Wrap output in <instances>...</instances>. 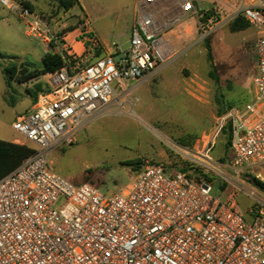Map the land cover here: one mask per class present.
Instances as JSON below:
<instances>
[{
    "label": "built area",
    "instance_id": "obj_1",
    "mask_svg": "<svg viewBox=\"0 0 264 264\" xmlns=\"http://www.w3.org/2000/svg\"><path fill=\"white\" fill-rule=\"evenodd\" d=\"M156 1H139L126 50L114 45V53L79 66L62 29L53 34L48 19L21 0H0L47 54L65 52L63 67L48 74L52 89L13 123L37 149L0 178V264H264V194L239 179L264 166V0H242L235 14L258 34L253 100L219 116L201 149L184 152L191 170L147 162L106 195L54 169L55 148L76 144L118 91L131 92L172 60ZM182 8L198 14L190 0ZM228 124L231 156L221 162L213 151ZM209 172L240 188L227 199L216 196ZM256 179L263 180L261 173ZM239 192L255 202L247 214L237 204Z\"/></svg>",
    "mask_w": 264,
    "mask_h": 264
},
{
    "label": "rangeland",
    "instance_id": "obj_2",
    "mask_svg": "<svg viewBox=\"0 0 264 264\" xmlns=\"http://www.w3.org/2000/svg\"><path fill=\"white\" fill-rule=\"evenodd\" d=\"M27 1L33 5L35 14L48 19L53 34L61 29L63 35L76 30L75 34L83 33L87 19L85 10L92 29L104 45L111 48L117 45L126 50L139 0H79V4L69 10L62 9L57 0ZM191 1L203 17L198 32H203L201 38L205 46L208 28L205 16H212V8L218 0ZM27 32V26L18 15L0 4V144L22 145L23 153L33 152L37 147L22 138L13 129V123L29 112L32 97L38 89H52L47 80L39 85L34 80L19 81L22 75L42 67L45 49L40 40L28 37ZM195 49H189L191 58L196 57ZM101 50L95 49L94 56H99ZM87 59L92 61L94 57L87 55ZM76 64L80 66L86 62L77 60ZM14 68L17 69L13 73ZM183 75L186 89L175 94L157 89V77L148 79L131 92L118 91L110 107L79 133L76 144L54 149L51 160L55 171L76 185L87 182L111 195L136 176L147 162L168 169L191 170L184 152L201 149L202 137L213 131L217 118L225 110L218 112L216 109L218 94L212 77L210 81L201 70L195 73L185 70ZM17 139L19 141L15 143ZM229 139L230 124L213 151L218 161L224 162L223 159L231 155L230 148L226 149ZM127 161L134 163L127 164ZM225 173L228 177L233 176L230 170ZM255 175L250 170L242 173L239 179L247 187H257L264 194V190L255 184ZM207 177L212 181L213 193L223 198L224 178L212 172L207 173ZM261 177L263 180L260 181L264 183V173ZM226 184L233 186L225 195L227 197L240 188L234 181ZM237 203L245 214L255 206L243 192H239Z\"/></svg>",
    "mask_w": 264,
    "mask_h": 264
},
{
    "label": "crops",
    "instance_id": "obj_3",
    "mask_svg": "<svg viewBox=\"0 0 264 264\" xmlns=\"http://www.w3.org/2000/svg\"><path fill=\"white\" fill-rule=\"evenodd\" d=\"M241 1L242 0H218L212 8V16L204 15L208 19L205 42H209H206L205 46L202 45L201 35L203 32H198L199 27H202L201 24L199 26V23L203 17L199 16V13L184 12L182 6L185 0L156 1L158 23L166 26L162 37L173 55L172 60L153 77H157V89H161L164 93L175 94L177 92H182L183 89H186L183 85V72L185 70H190L195 73L201 70L208 75L207 77L210 81H212V78L214 79L215 91L218 94L216 106L218 112L225 110L224 113H226V111L231 109H243L253 100V80L257 73L256 43L258 34L254 28L247 24L246 27L233 29L236 20L241 19V21L245 22L242 18L235 17ZM25 2H27L34 11L33 5L27 0H25ZM257 3L258 1L255 2V4ZM83 13L87 18L84 25L90 23L85 10H83ZM214 17L216 21L213 20ZM133 24L129 28V34ZM76 32L77 30L74 33L66 34L65 43L67 48H71L77 54V60H80L82 63L91 61L87 59V55L91 56V58L94 57V60H96V58L100 56L114 53L115 50L113 48L101 42L99 36L92 29L91 24L89 28L83 27V33L75 34ZM85 35L89 38L87 39V37H84ZM95 41L101 43L102 49L101 54L96 57L94 56V51L100 48L94 46ZM209 47L211 51L210 58L208 54ZM191 48H196L194 51V53H196L195 58H191V55H189V49ZM46 55L52 54L46 53L45 46L42 60ZM53 55H59L62 59H65V56L62 55V51L58 50L56 54ZM84 59H86V61H84ZM41 69L42 67L37 71H41ZM33 80L36 85L41 84V82L45 80L50 84L48 74L40 75ZM46 90L47 89L37 90L36 96L32 97L29 111L36 103L38 95ZM17 141L19 140L17 139L15 143ZM216 160H218V158ZM253 172L257 174L255 175L257 178L258 173H264V166L254 169ZM228 185L229 184H225L223 187V199L229 198L225 195L228 194L233 187H229Z\"/></svg>",
    "mask_w": 264,
    "mask_h": 264
},
{
    "label": "trees",
    "instance_id": "obj_4",
    "mask_svg": "<svg viewBox=\"0 0 264 264\" xmlns=\"http://www.w3.org/2000/svg\"><path fill=\"white\" fill-rule=\"evenodd\" d=\"M59 2V6L64 9V10H69L72 7L76 6L79 4V0H57ZM27 7H29L31 10L32 8L27 2H23ZM208 14V13H207ZM247 23L241 21V19L236 20L235 25H233V29L236 28H243L246 27ZM209 43L208 41H206ZM208 54L209 58L211 57V51L210 47L208 48ZM1 56V55H0ZM64 65V59H62L61 56L59 55H46L43 60H42V69L41 71H36L29 73L27 75H22L21 78L19 79L20 82H27L30 80H33L37 78L40 75H46L49 73H53L59 69H61ZM17 68L13 69L16 71ZM6 71H9V69H6ZM230 148V139L226 142V149ZM23 150L25 148L22 145H10V144H0V178L4 177L5 175L9 174L11 171L16 169L18 166H20L23 162V160L28 157L31 153H23ZM223 159V161H225ZM129 163L127 164H132L134 162L132 161H127ZM142 168V166H141ZM141 170V169H140ZM87 183V182H85ZM255 184L264 190V183L260 180H255Z\"/></svg>",
    "mask_w": 264,
    "mask_h": 264
}]
</instances>
